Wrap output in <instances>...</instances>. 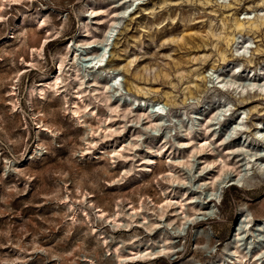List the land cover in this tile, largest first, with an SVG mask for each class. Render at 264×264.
<instances>
[{"label":"rangeland","instance_id":"obj_1","mask_svg":"<svg viewBox=\"0 0 264 264\" xmlns=\"http://www.w3.org/2000/svg\"><path fill=\"white\" fill-rule=\"evenodd\" d=\"M89 6L105 7L108 14L96 23ZM119 11L125 14L110 39L103 76L119 75L116 97L134 105L137 100L160 102L166 114L159 127L145 129L143 121L125 117L130 130L114 141L135 142L136 148L127 158H110L113 146L104 153L83 150L86 125L101 127L97 118L107 111L102 99L85 96V122L71 114L77 87L69 78L68 59L75 45L97 40ZM1 12L0 264H115L111 250L116 246L126 251L140 240L160 245L161 234L177 231L178 222L152 231L127 229L114 227L96 210L110 216L129 202H143L150 209H142L137 220L143 221L142 215L155 220L152 208L172 187L163 178L169 169L181 177L173 186L195 191L193 199L214 215L202 219L198 214L199 221L180 227L168 256L124 264H208L228 257L233 242L243 252L262 251L264 258V226H245V217L264 220V170L246 166L250 154L264 159V139L257 137V123L264 122V92L248 86L264 81V0H20L4 2ZM39 13L46 21L41 28L34 20ZM85 21L90 35L83 33ZM41 38L50 39L42 58L34 56V66H26L32 60L29 49ZM97 43L78 47L80 65L95 54ZM59 56L66 59V85L39 96ZM232 81L242 86L230 87ZM239 114L238 120L245 116L244 126L237 130ZM209 117L211 131L222 142L212 141L213 152L191 157V165L175 163L185 160L183 130L192 126L194 137L198 121ZM41 121L54 133L40 129ZM148 147H162L152 173L136 166L148 156ZM205 159L234 163L217 179L210 201L209 177L218 171L200 163ZM125 169H130L127 175ZM238 169L244 173L242 186L232 184Z\"/></svg>","mask_w":264,"mask_h":264},{"label":"bare ground","instance_id":"obj_2","mask_svg":"<svg viewBox=\"0 0 264 264\" xmlns=\"http://www.w3.org/2000/svg\"><path fill=\"white\" fill-rule=\"evenodd\" d=\"M18 1L20 0H0V18L2 17L1 10L3 8L4 2L15 3ZM87 11L89 12V16H91V19H95L96 23L100 22L102 18L108 14L105 7L89 6ZM124 14V11L115 12L109 18V24L106 28H104L101 36L99 38L97 37V40L93 39L91 41L75 45L71 52L70 58L68 59V65L70 68L69 71H71V73L69 74V78L72 82L76 84L77 87L74 92V100L71 102L70 105L71 114L77 119L78 122H85L84 119L81 120V113H86L87 111H89L88 104H83L85 96L92 97L97 102H100L102 99L107 111V115L105 117L97 118L98 122L102 123L101 127L97 126L96 128H94L91 125H86L87 130L86 136L83 139L85 140L83 150H86V152H88L89 150L97 148L99 153H104L106 147L113 146V154L110 156V158H127L132 154L133 150L136 148L135 142L127 140L114 141V138L116 136H123L121 134L123 130L127 129L126 132L130 130L126 127L127 125L125 124V122H123L125 117H127L129 114L133 115V120L135 122L143 121V123L146 125V127H144L145 129L159 127L163 122V116L166 114L164 107L165 104H161L160 102L147 103L145 101L141 102V100H137L135 101L137 102V104L134 105L133 102H127L121 100V98L116 97L117 94L120 95L119 93L121 89V81L119 75L115 74L114 72H111L110 79H107L105 76H103L106 75L104 72H106L105 66L107 62V49L110 39L113 35L115 28L117 27L118 19ZM85 18V20H87V16ZM34 20L40 28L45 26L46 21L42 14L39 13L35 15ZM82 24L83 33L85 35H90L92 30L87 25V22L85 21ZM12 29L13 28H11V30L9 31L8 37H11L13 35ZM47 35H49V33ZM49 41L50 39L48 38H41L39 39L37 46L29 49L30 54L32 56V60L30 62L25 63L26 66H34V56H36V58L38 59L42 58L44 54V49L49 43ZM95 42L99 43L98 50L95 52L94 55L87 57L86 63L80 65L78 47L89 48L91 44ZM244 48H247L246 44H244ZM235 51H238V48H236ZM65 61V57H58V66L56 68V71L50 77V79L46 81L40 89H38L37 93L39 96H44L48 90L58 91V89L63 86H61V83H64V85H66ZM221 86L223 89L224 84H221ZM221 86H218V88H221ZM229 86L238 89L242 85L238 84L236 81H232L231 83H229ZM248 86L251 90L257 89L261 92H264V81L261 83L250 82L248 83ZM242 90L243 88L240 89V92ZM226 110H228V108H226ZM92 114H95V112H93ZM240 114H244V112L242 111L240 112ZM240 114L238 115L237 120L240 117ZM244 117L245 116H242L241 119L238 120V123L236 125L237 130L244 126ZM210 119L211 118L209 117L206 121L205 119L198 121L197 125L199 127L196 130L198 132L195 134L194 137L191 133L193 129L192 126L186 127L183 130L184 136L182 135L183 138H181L180 140L182 144V147L180 146V148H185V160L175 159L173 160L175 163L191 165V157H195L196 155H205L206 153L213 152V149L211 147L212 141L220 140V142H222L219 137L215 136L214 130L211 131L209 127ZM203 121H205V123H203ZM39 128L54 133V131L50 129L48 124L42 121L41 124H39ZM257 128V137L264 139V136L262 137L261 133V131L264 129V122H258ZM135 136L137 137V135ZM99 140L102 141V143H98ZM109 140H112L114 142L108 143L107 141ZM161 149L162 147H160L159 149H147L146 152L148 153V156L140 158L142 162L137 164L136 166L140 167L144 171L152 173L156 159H158L162 154ZM172 152L174 151L172 150ZM260 156V154L254 153L248 155L246 161L247 168L252 167L251 164L253 163L256 164V167L258 169L264 170V159L260 158ZM200 163H206V165L218 171V173L214 177H209L211 193L209 196H207L206 200L210 201L216 197L215 183L217 179L221 177L222 173L224 172V169L233 168L234 163L226 161L224 159H213L212 161H206L205 159ZM129 170L130 169H125L123 171V174L127 175ZM235 176L236 178L233 179L234 182H232V184H236L237 182L241 186L244 185V173L240 169L236 171ZM163 178L172 187L169 191L163 192V198L161 199V201L163 202L158 205H155L152 208L154 215L157 216L155 220H147L146 215H142L140 217V219L143 221L137 220L136 216L141 215L142 209H145L147 211H149L150 209L147 203L144 204L143 202H141L137 206H134L131 202H129L130 206L127 209L117 208L116 212H114L110 216L106 215L104 210L99 208L96 210L98 216H106V218H108V221L113 223L112 225L114 227H119L122 225L128 229L131 225H134L142 226L146 230L152 231L155 228L159 229L163 228L164 226H167L169 228V226L174 224V222H178V230L180 229V227L181 229H183L186 223L192 224L193 222L199 221L196 218V215L198 214L203 215L202 217H200L202 219L214 215L213 209H211L209 206H203L198 203L195 199H193V194L196 193L195 191H179L176 187L173 186L175 182L181 180V177L176 174L173 169H169L168 173H166ZM87 194L88 193H84L83 200L88 199L89 196H87ZM88 201L91 202V200ZM128 210H130V212H128ZM254 224H257L258 226H264V220H258L255 222L253 217L251 218V220L245 217V226L247 229ZM178 230L170 232L171 234H161L162 240L160 245H157L155 240H153L152 242L155 246H152L151 244L147 243H142V241L140 240L138 241V243L132 242L131 246L126 251L121 250L118 246L114 247V249H112L111 251L116 257L115 264H124L126 262L142 260L144 261L154 259L156 257L168 256L169 253L175 250V245L172 237L178 233ZM239 233L240 232H237L236 235L238 236ZM229 250L230 254L228 255V257H225V259L222 260L217 259V261H212L208 264H248L249 262L250 264H264L262 251L256 252V254L252 252H243L241 249H239L236 242H233ZM111 251L109 253H111Z\"/></svg>","mask_w":264,"mask_h":264}]
</instances>
